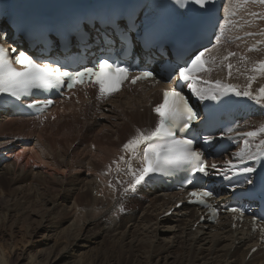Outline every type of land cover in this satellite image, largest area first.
I'll use <instances>...</instances> for the list:
<instances>
[{
	"label": "bare ground",
	"instance_id": "obj_1",
	"mask_svg": "<svg viewBox=\"0 0 264 264\" xmlns=\"http://www.w3.org/2000/svg\"><path fill=\"white\" fill-rule=\"evenodd\" d=\"M258 8L263 9L260 18H256L258 12L253 13ZM231 21L234 28L244 30L242 34L259 32L258 36L230 45H222L221 41L222 46L211 53L218 59L212 65L213 71L207 75V79L226 81L223 74L226 66L220 63V58L227 52L222 48L229 51L234 48L232 52L237 55L229 61L234 65L233 74L227 81L243 89L248 77L255 75L257 78L252 83V90L256 92L264 86V75L252 71L255 62L264 60V35H261L264 32V6L249 3L242 10H237ZM234 28L230 29V33H233ZM241 56L247 57V60L242 62ZM139 89L125 84L113 99L94 100L92 104H89L86 93L82 92L77 104L71 98H65L45 117H4L0 121V150L13 145H27L30 138L35 137V143L29 149L30 158L65 175L73 172H87V175L62 177L61 183L51 174L48 175L54 187L59 185L61 189L54 198L47 196L37 192L39 178L31 172V167L18 163L25 153L22 151L17 154L18 160L13 164L2 167L0 159V190L6 184L12 187L11 191L20 190L23 202L35 194L40 207H46L42 209L45 213L35 216L38 218V231L46 233L51 228L60 229L57 228L58 224L67 218L68 226L60 229L58 234L69 240V244L61 250L60 259L67 257L76 242H82L81 246L85 247L86 243H94L96 238H101V232L102 237H115L123 244L131 239V247L129 243L126 245L131 251L135 243L146 238L152 242L151 252H156V257L165 255L167 260L172 259L170 255L173 249L180 248L187 250L190 264H197L196 261H203V264H264V249L259 246L248 257L256 245V239L243 229L233 228L227 217L220 218L214 226L200 225L197 224L198 216L193 208H181L170 217L163 218L176 201L166 195L143 193L140 189L129 187L132 177L127 173V164L120 160L121 156L128 159L129 154L122 151V146L136 134V129H152L155 118L148 103L158 101L157 92L144 93ZM131 163L133 168H139L141 161L133 158ZM15 169L18 177L10 178L16 172ZM86 193L89 194L88 201ZM138 196H144L143 200ZM118 207L124 215L119 219L121 222L117 223L118 215L114 214ZM6 211L11 212V209L7 207ZM5 216L6 213L3 219ZM118 226H121L122 231L118 232ZM71 236L73 243L70 241ZM5 248L8 249V255L14 249L12 246L0 247V264H9L4 255ZM55 260L48 258L43 264H54Z\"/></svg>",
	"mask_w": 264,
	"mask_h": 264
},
{
	"label": "snow or ice",
	"instance_id": "obj_2",
	"mask_svg": "<svg viewBox=\"0 0 264 264\" xmlns=\"http://www.w3.org/2000/svg\"><path fill=\"white\" fill-rule=\"evenodd\" d=\"M173 2L177 7L191 4L198 6L201 10H207L212 4V0H173ZM250 2L264 6V0H229V5L224 9V20L220 27L224 28L231 24V17L237 14V10ZM4 35L0 31V37H4ZM261 35H264V32ZM220 45L221 38L217 36L216 44L213 47L218 49ZM210 53L211 49L205 48L195 54L189 63L180 67L177 84H186L191 93L202 101L219 100L221 97L233 94L238 97H247L256 104H264V86L257 89L255 93L252 91V83L257 78L255 75L248 77L247 85L243 89L236 84L222 82L219 79L215 81L202 79L198 73H211L212 65H215L218 59L217 56ZM236 55L235 52L228 51L220 58V63L228 69L229 78L232 77L234 65L228 61ZM240 60L246 61L247 57L241 56ZM15 65L20 67L17 68ZM252 71L264 75V60L255 62ZM130 72L129 67L119 62H110L107 58L100 59L93 67H83L78 71H68L51 63L38 62L24 51H20L15 59H12L9 50L0 44V94H6L16 100L31 93L34 89H52L65 84L68 89H72L77 85L83 86L89 83L97 88V98L104 99L120 90L123 83L129 79ZM154 78L153 71L143 70L138 75L131 77V83L135 84L140 80ZM162 97V102L153 108L158 117L155 127L151 130L136 129V134L122 146V151L129 154L128 159L121 156L120 160L127 164V173L132 177L129 182L130 188L139 185L150 174H167L170 170L183 166H187L190 173L202 174L205 177L211 174L209 169H217L215 163H208L202 151L193 147L195 141L184 135L199 117L182 91L173 87L170 90H164ZM44 104L49 105L51 101H45ZM38 106L39 102L28 105L29 108ZM234 131L232 128L227 129L229 133ZM258 137L260 138L256 142ZM227 138L234 139L232 135ZM235 138L239 140L241 146L233 153V156L241 164L248 160L264 159V123H261L253 131L237 133ZM203 139L205 144L211 146L214 138L208 135ZM133 158L140 159L139 168L132 167ZM114 163L116 162L114 161ZM225 169L232 171L233 175L252 174L257 171L255 167L251 166L239 167L232 160L225 161ZM219 174L225 179H229L225 171L220 170ZM245 182L248 185L256 183L250 177H246ZM260 193L264 196V183L260 186ZM212 195L213 193L208 190H194L189 193L193 202L200 204H206L205 198ZM206 206L210 208L212 217H215L217 215L216 208L211 205ZM228 210L239 213L241 216L244 214L242 208ZM256 220L257 217L254 216V225Z\"/></svg>",
	"mask_w": 264,
	"mask_h": 264
},
{
	"label": "rangeland",
	"instance_id": "obj_3",
	"mask_svg": "<svg viewBox=\"0 0 264 264\" xmlns=\"http://www.w3.org/2000/svg\"><path fill=\"white\" fill-rule=\"evenodd\" d=\"M254 12H258L256 18H260V15L263 14V9H254L253 13ZM30 139L31 144L13 145L6 149H1L3 152H0V156H3L1 158L3 167L9 163L13 164L15 160H18L16 157L17 154L24 151L25 153L18 163L21 166L27 164L28 167H31V172L36 174L39 178L37 192L53 198L58 195L61 187L59 185L54 187V184L48 177L50 174L52 178L57 179L60 183L62 177H82V175L86 177L87 172L86 174L84 172H73L69 175H65V173L56 171L54 168H50L46 164L40 163L34 158H30L31 152L29 149L33 147L35 143H33V141H35L36 138L32 137ZM47 160L51 165L49 158H47ZM78 168L79 167L76 169ZM80 170H82V168H80ZM15 171L13 176H9L10 178L14 177L13 179H16L18 177L17 169H15ZM8 182L9 181H7V183ZM11 188L12 187L6 184L3 185L2 190H0V240L3 239V241H0V247L3 248V245L14 247L10 255H8V249H4L5 259H7L9 264H36L37 262L43 264L48 258L57 259L54 264H190L187 250L175 248L172 250V255H170L172 259L167 260L165 255L156 257V252H151L153 246L152 242L147 241L146 238L141 239V237H139L141 240L134 244L133 251H131V248L129 249L128 246H126L131 239L124 241V245L123 242H120V239L117 240L115 237H102L103 234L101 232V238H96L94 243H86L85 247L81 246L82 242H76V246L69 252L67 257L60 259L62 255L61 250L65 245L69 244V240H65L63 236H59L58 233L60 229H64L68 226L66 222L67 218L65 220L62 219L60 224H58L57 228L60 229L51 228L48 229L49 231L46 233L41 230L38 231L39 223L38 218L35 216L45 213L42 209L46 207H40L41 204H39V201L35 198V194H31L32 198H26L23 202L22 199H20V190L11 191ZM13 189L15 188L13 187ZM32 195H34V197ZM85 195L87 197H85L86 201H88L89 194L86 193ZM121 204L122 202H120V205ZM121 206L126 208L123 204ZM7 207L11 209V212L6 211ZM119 208L120 207H118L116 214H114L118 215V217L116 216L117 223L121 222L119 219L124 215L121 214ZM5 213L6 216L5 219H3V214ZM45 225L50 226V224ZM117 229L118 232L122 231L120 230L121 226H118ZM55 230L56 232H54ZM93 233L96 234V232ZM70 241L71 243L74 241L72 236ZM130 243L129 245L131 247ZM195 263L203 264V261H196Z\"/></svg>",
	"mask_w": 264,
	"mask_h": 264
}]
</instances>
